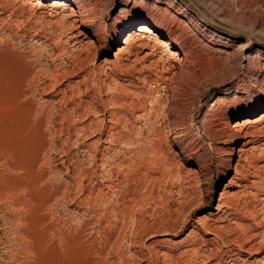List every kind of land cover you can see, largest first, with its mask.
<instances>
[{
    "label": "rangeland",
    "instance_id": "obj_1",
    "mask_svg": "<svg viewBox=\"0 0 264 264\" xmlns=\"http://www.w3.org/2000/svg\"><path fill=\"white\" fill-rule=\"evenodd\" d=\"M56 1L0 0V264H264V0Z\"/></svg>",
    "mask_w": 264,
    "mask_h": 264
},
{
    "label": "bare ground",
    "instance_id": "obj_2",
    "mask_svg": "<svg viewBox=\"0 0 264 264\" xmlns=\"http://www.w3.org/2000/svg\"><path fill=\"white\" fill-rule=\"evenodd\" d=\"M57 2V6L58 7H60V8H66L67 6H68V2L66 1V0H57L56 1ZM73 7V6H72ZM68 8V7H67ZM69 9V8H68ZM70 9H72L71 7H70ZM73 10V9H72ZM75 13L76 12H72V13H70L72 16H73V14L75 15ZM78 13V12H77ZM76 18L73 16V19H72V22H73V24H75V22H76ZM93 21H91V23H92ZM66 24V23H65ZM132 26V21L130 20V19H126L121 25H119L117 28L118 29H126V30H128V28L129 27H131ZM77 27V26H76ZM117 28H115L114 29V31H115V33H120L119 32V30L117 29ZM157 30L156 29H153L150 25H148V23H146V22H143V23H139L138 25H137V27H136V31H132V32H129V33H127L126 35H125V38H124V43L128 46V49H130L129 47H149L150 45L145 41V40H150V36H155L156 37V46H162V47H165V48H170L172 45L174 46V47H178V45L175 43V41H172V40H170V39H167V38H164V37H160L157 33ZM254 34V33H253ZM127 46H126V48H127ZM264 46V45H263ZM153 48V47H152ZM161 48V47H160ZM177 51V50H176ZM172 53H174V52H172ZM106 60V59H105ZM172 60H174V59H172ZM176 60V59H175ZM177 60H179V59H177ZM179 62H180V60H179ZM21 88V87H20ZM259 91H260V93H264V85L263 86H261L260 88H259ZM28 111V110H27ZM29 120V119H28ZM21 124V123H20ZM235 125V124H234ZM31 131V130H30ZM36 132V131H35ZM27 136V135H26ZM249 142V141H248ZM246 144V143H245ZM244 149H237V151L238 152H242ZM197 154V153H196ZM237 164V163H236ZM235 167V166H234ZM238 169V168H237ZM236 169V170H237ZM239 172V171H238ZM239 184V183H238ZM235 195L237 194V193H234ZM222 195V194H221ZM225 196V195H224ZM223 196V197H224ZM230 196H232V195H230ZM238 196V195H237ZM222 197V196H221ZM220 197V198H221ZM220 198H219V202H218V205H217V208H222V206L223 205H225L227 202H228V200H220ZM227 201V202H226ZM230 202V201H229ZM220 211V210H219ZM202 216H204V215H202ZM205 219V218H204ZM201 220V219H200ZM203 220V219H202ZM201 220V221H202ZM208 220V219H207ZM211 220V219H210ZM204 221V220H203ZM206 221V220H205ZM205 221L203 222V223H205ZM209 221V220H208ZM207 223V222H206ZM205 223V224H206ZM215 226V225H214ZM221 229V228H220ZM219 230V229H218ZM254 235V234H253ZM199 244V243H198ZM190 245V244H189ZM253 246V245H252ZM197 247V246H196ZM193 248V247H192ZM201 248V247H200ZM197 249V248H196ZM195 249V250H196ZM254 249V248H253ZM192 250H194V249H192ZM191 250V251H192ZM197 251V250H196ZM196 251H194V252H196ZM193 252V253H194ZM198 254V253H197ZM214 256V255H213ZM169 257V256H168ZM165 258H167V257H165ZM257 260V259H256ZM259 261V260H258ZM179 262V261H178ZM264 262V261H263Z\"/></svg>",
    "mask_w": 264,
    "mask_h": 264
},
{
    "label": "water",
    "instance_id": "obj_3",
    "mask_svg": "<svg viewBox=\"0 0 264 264\" xmlns=\"http://www.w3.org/2000/svg\"><path fill=\"white\" fill-rule=\"evenodd\" d=\"M186 1H188L194 7L195 10H197L203 17H205L213 25H215L221 29H224L226 31L232 32V33H245L244 31L223 25L221 23H218V22L210 19L194 2H192L191 0H186ZM247 33H249L252 36V38L256 39L257 41L264 43V38H260L256 34H253V32H247Z\"/></svg>",
    "mask_w": 264,
    "mask_h": 264
}]
</instances>
